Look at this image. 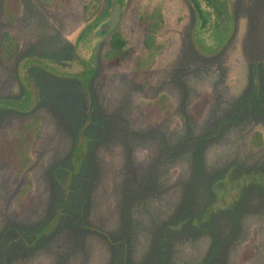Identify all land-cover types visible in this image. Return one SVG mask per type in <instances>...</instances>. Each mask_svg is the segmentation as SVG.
Here are the masks:
<instances>
[{
	"label": "rangeland",
	"instance_id": "obj_1",
	"mask_svg": "<svg viewBox=\"0 0 264 264\" xmlns=\"http://www.w3.org/2000/svg\"><path fill=\"white\" fill-rule=\"evenodd\" d=\"M92 1L107 4L19 0L11 24L0 0V39L21 46L0 60V101L35 100L0 110V143L42 119L22 174L0 159V264H264V0H199L200 19L188 0L112 1L79 39ZM153 7L164 22L151 69L105 67L113 29L143 55L139 17ZM160 96L171 110L148 125L142 105Z\"/></svg>",
	"mask_w": 264,
	"mask_h": 264
},
{
	"label": "trees",
	"instance_id": "obj_2",
	"mask_svg": "<svg viewBox=\"0 0 264 264\" xmlns=\"http://www.w3.org/2000/svg\"><path fill=\"white\" fill-rule=\"evenodd\" d=\"M112 1H115L117 4L123 7L122 0H107L106 7L100 13L97 12L98 6L96 3L94 4L93 1L84 6L85 26L79 34V39L92 33L102 23L108 14V10L112 4ZM188 1L191 3L192 7L197 13L198 19H200L202 17L200 1ZM43 2L49 8L65 9L71 5L72 0H43ZM2 6V16L4 20L14 24L20 13L19 0H4ZM139 20L140 24L144 28V53L142 56L138 57L133 54L131 47L128 45L125 37L118 29L105 32L106 36L109 38V44L107 50L102 56L103 65L105 67H116L122 66L125 63H131L133 65V71L138 72L137 79H140L141 76L147 73L155 63L156 58L161 55L162 49L158 43L159 41L157 35L163 25L164 18L161 9L159 7H153L151 10H144L140 15ZM203 20L204 22L201 23L206 25L207 21L205 18H203ZM202 40L205 41L206 39L202 38ZM218 41L220 42L221 40ZM220 44L219 46H221ZM20 47L21 46L19 42L14 39L10 33L3 32L0 39V60L4 64H11V62L19 53ZM25 62L27 65H33L34 67L42 69L55 77H63L58 72H53V70H50V65H47L43 60L28 57L25 59ZM88 64L89 63L86 64L88 70L86 68L87 72L83 76V82L92 72V67L90 64ZM71 77H76V75H71ZM207 98H209V95H203L195 110H192L191 114L195 118L200 117V115L202 116L206 104L208 103ZM34 104L35 100L32 99L30 105L27 106V108H15L14 105H16V103H12V101H0V110L26 112L32 109ZM142 108L146 123L148 125H154L155 123L164 119V117L169 113L171 110V103L167 96H160L153 102L143 104ZM41 128V117L39 115L32 116L19 128L8 131L4 140L0 143V159L7 161L10 164L13 173L16 175L22 174L31 163V159L28 157V155L24 157L22 154H24V152L26 153V151V154H28V151L33 145L35 139L39 138Z\"/></svg>",
	"mask_w": 264,
	"mask_h": 264
}]
</instances>
